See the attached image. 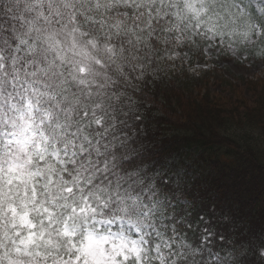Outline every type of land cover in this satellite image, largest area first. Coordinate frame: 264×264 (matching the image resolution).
<instances>
[{
	"label": "clouds",
	"instance_id": "obj_1",
	"mask_svg": "<svg viewBox=\"0 0 264 264\" xmlns=\"http://www.w3.org/2000/svg\"><path fill=\"white\" fill-rule=\"evenodd\" d=\"M222 60L264 73V0H0V264H244L122 165L145 83Z\"/></svg>",
	"mask_w": 264,
	"mask_h": 264
},
{
	"label": "trees",
	"instance_id": "obj_2",
	"mask_svg": "<svg viewBox=\"0 0 264 264\" xmlns=\"http://www.w3.org/2000/svg\"><path fill=\"white\" fill-rule=\"evenodd\" d=\"M263 79L232 81L215 68L145 83L140 111L122 129L133 149L122 165L146 164L156 177L165 223L212 254L243 250L244 264H264L256 254L264 247Z\"/></svg>",
	"mask_w": 264,
	"mask_h": 264
},
{
	"label": "rangeland",
	"instance_id": "obj_3",
	"mask_svg": "<svg viewBox=\"0 0 264 264\" xmlns=\"http://www.w3.org/2000/svg\"><path fill=\"white\" fill-rule=\"evenodd\" d=\"M260 67L259 65L250 66V67H244L241 64H233L231 62L221 61L220 65L217 67L224 75V77H227L231 79L232 81H236L238 77H246V78H253V77H263L264 73L257 72L256 69ZM264 82V79H263ZM210 91L219 93L221 92V88L219 86H212L210 88ZM241 97L248 101L250 94H248L246 91L241 93Z\"/></svg>",
	"mask_w": 264,
	"mask_h": 264
}]
</instances>
